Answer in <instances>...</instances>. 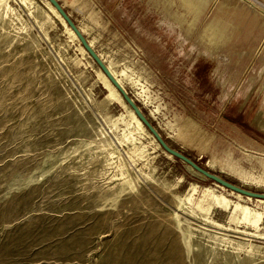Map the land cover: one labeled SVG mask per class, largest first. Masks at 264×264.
<instances>
[{
  "label": "rangeland",
  "instance_id": "374dc122",
  "mask_svg": "<svg viewBox=\"0 0 264 264\" xmlns=\"http://www.w3.org/2000/svg\"><path fill=\"white\" fill-rule=\"evenodd\" d=\"M31 1L0 14V264H264V201L189 174ZM64 8L172 148L264 193V0Z\"/></svg>",
  "mask_w": 264,
  "mask_h": 264
},
{
  "label": "water",
  "instance_id": "95a60500",
  "mask_svg": "<svg viewBox=\"0 0 264 264\" xmlns=\"http://www.w3.org/2000/svg\"><path fill=\"white\" fill-rule=\"evenodd\" d=\"M48 1L57 9V11L66 21L68 26L75 32L78 39L80 40V43L86 49L90 57L98 64L100 69L106 74V76L109 78V80L112 82V84L116 87V89L122 96L125 103L134 111V113L137 115L140 121L144 124L147 130L155 137V139L158 141V143L166 153L180 160L184 164V167L188 171V173L200 180H211L214 183H217L229 190H232L244 196L264 199V193H256L246 190L242 187L237 186L236 184H233L225 180L224 178L216 174L210 173L208 170L200 167L197 163L192 161L189 157H187L183 153L172 148L168 144V142L162 137V135L158 132V130L155 128V126L152 124L149 118L145 115V113L142 111L140 106L134 101V99L128 94L125 88L112 75V73L108 69V66L105 64V62L96 52V50L90 45L88 39L82 33V31L77 26V24L72 20L70 14L65 10L64 6L58 0H48Z\"/></svg>",
  "mask_w": 264,
  "mask_h": 264
},
{
  "label": "bare ground",
  "instance_id": "6f19581e",
  "mask_svg": "<svg viewBox=\"0 0 264 264\" xmlns=\"http://www.w3.org/2000/svg\"><path fill=\"white\" fill-rule=\"evenodd\" d=\"M48 1V0H47ZM21 2L24 4V6H26L27 8H29V9H31V11H32V9H33V4H35V3H33L31 0H21ZM49 2V1H48ZM77 2H78V0H64V2H63V6L64 7H66V6H74V5H76L77 4ZM50 3V2H49ZM200 3H201V0H182V4L185 6V7H190V8H192V9H194L195 10V13L196 14H199V12H200ZM50 5L53 7V11L58 15V16H60L62 19H63V17L60 15V13L57 11V9L50 3ZM8 9H9V7L7 6V4L6 3H4V0H0V14H2V13H4V12H6V11H8ZM30 12V11H29ZM64 20V19H63ZM64 22L66 23V21L64 20ZM67 24V23H66ZM67 26H68V24H67ZM69 27V26H68ZM70 28V27H69ZM71 29V28H70ZM72 30V29H71ZM80 30L82 31V33L84 34V35H86V31L83 29V28H80ZM72 32L75 34V32L72 30ZM209 39L211 40V41H218V39H222V37L223 36H220V32L217 30V28H215V26L214 25H212V26H210V28H209ZM75 36H76V38L78 39V37H77V35L75 34ZM79 40V39H78ZM80 41V40H79ZM89 43H90V45L94 48V42H92L91 40L90 41H88ZM83 47V46H82ZM84 48V47H83ZM84 50L86 51V49L84 48ZM87 52V51H86ZM88 53V52H87ZM99 56H101V55H99ZM102 57V56H101ZM103 58V57H102ZM104 59V58H103ZM102 59V60H103ZM104 61V60H103ZM104 62H106V61H104ZM106 64V63H105ZM108 66V69L110 70V72L112 73V75L117 79V81L123 86V84L121 83V81L118 79V77H117V74L114 72V70L112 69V67L110 66V65H107ZM102 71V70H101ZM102 73H103V77L107 80V82H110L111 83V85L113 86V90H114V93L115 94H117L118 96H121L120 95V93L118 92V90L116 89V87L112 84V82L109 80V78L106 76V74L102 71ZM122 97V96H121ZM123 99V98H122ZM124 101V100H123ZM124 103H125V101H124ZM122 104V103H121ZM127 105V104H126ZM128 106V105H127ZM125 107V106H124ZM132 110V109H131ZM133 111V110H132ZM133 113H134V111H133ZM134 115H135V119H136V122H137V124H138V126H139V128L140 129H142V130H144V128L147 130V128L144 126V124L140 121V119L137 117V115L134 113ZM139 133V132H138ZM154 139H155V137L151 134V133H149ZM134 141V140H133ZM155 141H157L156 139H155ZM158 142V141H157ZM159 144V143H158ZM160 145V144H159ZM170 155V154H169ZM171 156V155H170ZM173 157V156H172ZM214 183V182H213ZM217 186H219V187H222V188H224V189H226V190H228V191H231V192H233V193H235V194H238V195H240V196H243V197H246V198H250V199H255V200H260V201H264V199H259V198H252V197H249V196H244V195H242V194H239V193H236V192H234V191H232V190H229V189H227V188H225V187H223V186H221V185H219V184H217V183H215ZM256 223V222H255ZM216 226H218V227H220V225H216ZM256 228V227H255ZM223 229H225V228H223ZM229 230V229H228ZM237 231V230H236ZM239 232V231H238ZM242 233H245V232H242ZM252 234V233H251ZM250 236V235H249ZM258 236V235H257ZM252 237H253V235H252ZM260 237H262V236H260Z\"/></svg>",
  "mask_w": 264,
  "mask_h": 264
},
{
  "label": "trees",
  "instance_id": "16d2710c",
  "mask_svg": "<svg viewBox=\"0 0 264 264\" xmlns=\"http://www.w3.org/2000/svg\"><path fill=\"white\" fill-rule=\"evenodd\" d=\"M178 160V159H177ZM180 161V160H179Z\"/></svg>",
  "mask_w": 264,
  "mask_h": 264
}]
</instances>
